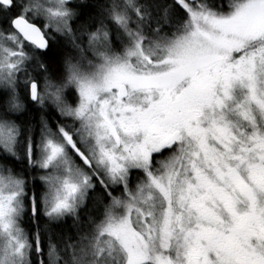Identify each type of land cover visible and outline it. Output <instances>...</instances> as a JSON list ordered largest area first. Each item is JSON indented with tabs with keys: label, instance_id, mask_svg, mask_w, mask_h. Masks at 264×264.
Here are the masks:
<instances>
[{
	"label": "snow or ice",
	"instance_id": "obj_1",
	"mask_svg": "<svg viewBox=\"0 0 264 264\" xmlns=\"http://www.w3.org/2000/svg\"><path fill=\"white\" fill-rule=\"evenodd\" d=\"M0 264H264V0H0Z\"/></svg>",
	"mask_w": 264,
	"mask_h": 264
}]
</instances>
